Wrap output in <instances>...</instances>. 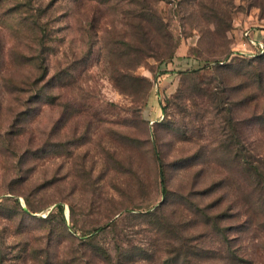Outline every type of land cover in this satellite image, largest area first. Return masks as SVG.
<instances>
[{"label":"rangeland","instance_id":"1","mask_svg":"<svg viewBox=\"0 0 264 264\" xmlns=\"http://www.w3.org/2000/svg\"><path fill=\"white\" fill-rule=\"evenodd\" d=\"M151 2L0 0V264H264V0Z\"/></svg>","mask_w":264,"mask_h":264},{"label":"trees","instance_id":"2","mask_svg":"<svg viewBox=\"0 0 264 264\" xmlns=\"http://www.w3.org/2000/svg\"><path fill=\"white\" fill-rule=\"evenodd\" d=\"M141 1V3H142V8L144 9L143 11V15H142V18H144V22L145 23H147V24H152L153 23V20H154V18H156L157 20H158V23L160 22V26L163 28V21H162V18L157 14V12L156 11H154V9H153V3L151 2V0H139V2ZM156 3L157 2H159L160 0H154ZM211 7H210V9H212V11H214V12H217V9H216V7L215 6H217L215 3H217V0H211ZM217 15V14H216ZM35 25H37L38 24V22H35L34 23ZM39 25V24H38ZM173 58V56L172 57H170V58H168V59H172ZM189 60H191V59H189ZM193 61L192 62H196L198 65H204V66H202V67H200V68H198V69H194V70H191V69H184V70H179V72H175L176 74H190V73H192V72H197V71H199V70H202V69H204V68H206V67H208L209 65H210V63L209 62H204V61H202V60H197V59H192ZM206 64V65H205ZM255 172H256V174H258V175H262L261 174V172H260V170H259V168L258 167H256V170H255ZM161 175H162V182H163V184H165L166 183V180L164 179V172L162 173L161 172ZM261 185H259V187H261L263 184H264V181H261V180H259L258 181ZM166 189V188H165ZM62 211H63V209H62V207H60V213L62 214Z\"/></svg>","mask_w":264,"mask_h":264},{"label":"built area","instance_id":"3","mask_svg":"<svg viewBox=\"0 0 264 264\" xmlns=\"http://www.w3.org/2000/svg\"><path fill=\"white\" fill-rule=\"evenodd\" d=\"M242 38H244L246 41V43H244V46H255L256 48H263L264 47V36H260V34H258L257 38H254L252 36V33L250 30H245L242 32Z\"/></svg>","mask_w":264,"mask_h":264}]
</instances>
